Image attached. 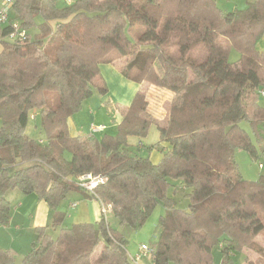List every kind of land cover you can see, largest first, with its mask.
I'll return each mask as SVG.
<instances>
[{"label": "trees", "instance_id": "trees-1", "mask_svg": "<svg viewBox=\"0 0 264 264\" xmlns=\"http://www.w3.org/2000/svg\"><path fill=\"white\" fill-rule=\"evenodd\" d=\"M12 1L0 24V226L10 222V192L36 194L57 211L70 193L86 191L78 180L91 174L104 179L94 198L121 223L141 227L158 205L165 208L154 264H215V247L220 264H237V253L247 255L245 264H264V176L243 179L235 158L237 149L258 158L241 123L264 136V50L257 49L264 0L228 13L216 0ZM232 49L241 54L236 63ZM122 59V75L140 89L117 134L71 136L69 121L83 102L95 89L108 94L101 66ZM153 87L172 94L166 118L151 111ZM37 117L48 141L26 134ZM153 124L167 145L157 164L127 142ZM170 188L182 190L188 210L178 208ZM64 220L57 213L36 228L20 264H135L103 214L96 223ZM17 259L0 248V264Z\"/></svg>", "mask_w": 264, "mask_h": 264}, {"label": "rangeland", "instance_id": "rangeland-1", "mask_svg": "<svg viewBox=\"0 0 264 264\" xmlns=\"http://www.w3.org/2000/svg\"><path fill=\"white\" fill-rule=\"evenodd\" d=\"M73 1L75 2L77 0ZM252 1L253 0H216V3L223 12L228 13L235 11H245L248 8L249 2ZM60 6L64 7L66 6V3L62 1L60 2ZM36 23L41 24L42 19L40 17L36 18ZM28 32L32 36V38H34V36L38 32V27H31L28 29ZM257 49L260 51L264 50V35L258 42ZM240 58V52L236 49H232L229 55V61L231 63H236L240 60ZM126 60L127 59H122L114 65H111L110 68L112 69L115 68V66L118 67L119 65L122 68L126 64ZM105 71L106 68H104V72ZM101 75L108 89L110 88V86L111 88H113V86L117 84L112 82L109 85L104 77V74ZM117 77H119L118 74ZM112 92L113 91L111 90L110 95H102L97 89H95L94 95L83 102L82 109L73 117L77 121V126H79L81 130L78 131V134H88L90 122H94L96 124H98V122H104L113 126L117 124L113 121V118H116L119 121L121 119L122 113L120 114V112L111 108L112 105L110 106V104H115L113 102L116 101V97H114L115 101L111 100V97L114 96ZM149 93L151 101V111L157 117L166 118L169 115L170 106L172 104V94L168 91H160L156 87L151 88ZM117 104L122 107L126 106L119 103L118 101ZM259 104L264 107V97L260 98ZM91 109L94 111V114L93 116H88L87 114ZM241 127L249 134V137L256 148L258 158L257 161H255V159L248 152L242 149H237L235 154L236 162L238 164V169L241 177L247 181L255 182L258 181L262 176H264V136H262V139H259L254 129L246 122L241 123ZM116 128H118L117 125ZM111 132L112 131H109L108 129V131H106L105 133L108 135H115L117 134L118 129H115L112 133ZM105 133L98 134L97 137L99 139H102ZM26 134L35 141H48L49 138L42 131L40 117H37L36 119L31 118L29 120L26 128ZM127 142L131 148V151L135 155H138L139 157L144 159H148L154 164H157L161 161L163 152H165L167 149V145L160 142L159 130L154 124L149 127L148 133L144 138L130 136ZM260 165H262L263 167L260 168ZM176 185L179 186V183H176ZM168 195L177 201L178 208L182 210L189 209L190 200L184 197V193L181 189L175 191V188H170L168 191ZM61 209L62 212H65V206L63 208L61 207ZM165 212V208L162 205H158L149 216L145 224L141 227H135L131 223H121L111 211L107 213L106 217L112 230H114L117 234L120 235V237L123 238L128 254L132 258H134L140 254L139 251L142 245H148L151 247L152 245L159 242L162 234L161 228L159 226V219L162 215L165 214ZM66 214L73 215L72 211L68 213L66 212ZM1 227L3 226H0V228ZM213 256L215 264H220L221 254L218 247H215L213 249ZM246 256L247 255L243 253H237L234 259L237 264H245L244 262ZM249 256L251 257V261L255 259V255L249 254ZM17 263L20 264L21 260ZM141 264H152V255L143 258L141 260Z\"/></svg>", "mask_w": 264, "mask_h": 264}, {"label": "crops", "instance_id": "crops-1", "mask_svg": "<svg viewBox=\"0 0 264 264\" xmlns=\"http://www.w3.org/2000/svg\"><path fill=\"white\" fill-rule=\"evenodd\" d=\"M114 64L101 66V74H104L109 85L112 82L117 83L113 88L110 86L111 89H108L107 95L111 94V90L113 91L112 94L114 96L111 97V100L115 101L114 97H116V101L113 102L115 104H110V106L112 105L111 108L117 110L121 114L124 107L119 106L117 101L126 106L130 105L140 89V86L127 80L122 75V68L120 65L111 69V65ZM104 68H106L105 72ZM117 74L119 77H117ZM93 114L94 111L91 109L87 115L93 116ZM73 119L74 118L69 121V132L71 136H77L76 134L81 130L79 126H77V121ZM121 120L122 115L119 121L113 118V121L117 123L116 125L118 127ZM92 124L96 126L104 125L106 127L104 132L97 133V135L105 133L108 129L112 132L118 129L116 125L113 126L104 122H98V124L90 122L88 134H91L90 126ZM7 198L12 204L11 218L8 225L0 228V248L11 249L18 257L17 262L22 260L23 256L31 250L36 239L35 229L50 225L55 214L61 213L64 215V226H71L77 223H96L102 217L101 203L95 199L93 193L89 191H76L70 193L57 211L51 210L49 205L36 194L25 196L18 191H12L7 195ZM72 204H76V206L73 208ZM64 206L65 212H62L61 207L63 208ZM70 211H72L73 215L66 214V212L68 213ZM130 258L132 257L130 256ZM152 264L154 263L152 262Z\"/></svg>", "mask_w": 264, "mask_h": 264}, {"label": "built area", "instance_id": "built-area-1", "mask_svg": "<svg viewBox=\"0 0 264 264\" xmlns=\"http://www.w3.org/2000/svg\"><path fill=\"white\" fill-rule=\"evenodd\" d=\"M68 3H71V0H66ZM12 0H5L0 4V24H6L9 20V15L12 7ZM20 37H24L25 32L19 33L18 34ZM16 33H13L11 37H15ZM260 94L264 96V90L260 91ZM91 134H97L104 132L106 130V127L104 125L102 126H96L95 124H92L90 126ZM42 142V141H41ZM263 167L260 165V168ZM104 179L101 176H93L91 174L84 175L79 178L78 180V187L81 189H84L89 192H93L99 183L103 182ZM76 204H72V207L74 208ZM111 207L110 206H101V212L104 216L107 215V213L110 211ZM139 255L136 257L132 258L133 262L135 264H140V261L143 257H148L152 255V248L148 245H142L140 247Z\"/></svg>", "mask_w": 264, "mask_h": 264}]
</instances>
